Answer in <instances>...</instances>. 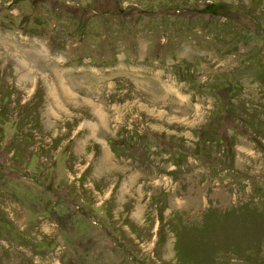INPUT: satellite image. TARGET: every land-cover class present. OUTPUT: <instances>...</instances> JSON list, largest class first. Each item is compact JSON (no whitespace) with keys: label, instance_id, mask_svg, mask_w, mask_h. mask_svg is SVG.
Listing matches in <instances>:
<instances>
[{"label":"rangeland","instance_id":"1","mask_svg":"<svg viewBox=\"0 0 264 264\" xmlns=\"http://www.w3.org/2000/svg\"><path fill=\"white\" fill-rule=\"evenodd\" d=\"M0 264H264V0H0Z\"/></svg>","mask_w":264,"mask_h":264},{"label":"bare ground","instance_id":"2","mask_svg":"<svg viewBox=\"0 0 264 264\" xmlns=\"http://www.w3.org/2000/svg\"><path fill=\"white\" fill-rule=\"evenodd\" d=\"M12 51V50H11ZM20 62L21 63H23L24 62V66L25 67H28V65H27V63H26V61L25 60H20ZM24 67V68H25ZM28 69V68H27ZM31 70V69H30ZM30 70H28V71H26L25 73H27V72H29ZM30 74V73H29ZM56 74L59 76V77H61V74H58V72H56ZM60 80H61V82L63 83V79L62 78H60ZM62 86V85H61ZM62 90H63V94H65V95H68V93H69V89L67 88V87H65V86H62ZM50 92V91H49ZM55 94V93H54ZM54 94H53V96H54ZM101 120L102 121H104L105 120V117L103 118V117H101ZM105 153L106 154H104V157L106 156V159L108 160L109 158H110V156H109V153H108V151H105Z\"/></svg>","mask_w":264,"mask_h":264}]
</instances>
